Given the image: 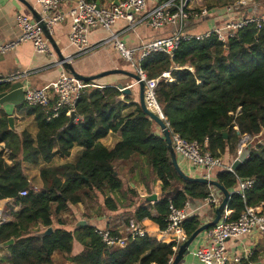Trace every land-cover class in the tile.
Instances as JSON below:
<instances>
[{
  "label": "trees",
  "instance_id": "trees-1",
  "mask_svg": "<svg viewBox=\"0 0 264 264\" xmlns=\"http://www.w3.org/2000/svg\"><path fill=\"white\" fill-rule=\"evenodd\" d=\"M255 1L264 6V0ZM141 68L148 80L158 78L155 99L173 132L196 140L203 150L221 158L229 148L237 156L242 136L253 139L248 157L235 171L216 169L212 179L230 192V220H236L246 206L262 205L264 211V137L255 140L264 135V28L247 25L225 42L213 34L181 41L173 57L153 52ZM164 72H169L172 82L160 77ZM97 80L86 83L98 86L84 88L73 109L77 120L68 126L66 108L50 117L54 101L47 107L27 108L34 117L35 136L10 130L7 116L0 112V143L10 150L11 159L9 163L0 155V200L10 198L14 203L10 218L0 224V244L13 239L0 247V264H170L177 251L175 241L161 233L169 203L181 207L187 200H202L211 193V186L178 175L163 135L138 99L123 94L120 100L122 93L114 85H99ZM126 102L133 109L124 113ZM115 131L122 138L108 149L100 139ZM74 146L83 148L75 162L50 165L55 156H68ZM132 157L144 159L161 183L157 202L139 197L129 186L123 194L122 206L132 209L126 222L134 220L145 236L111 249L95 234V227H67L61 216L71 205L101 196L107 211L119 208L116 193L122 191L123 180L117 163ZM24 163L40 165L37 192L30 190ZM247 178L254 184L241 196L235 190L239 179ZM24 189L27 194L21 196ZM201 224L196 214L183 228L190 236ZM48 227H52L48 235H36ZM76 244L81 249L76 250Z\"/></svg>",
  "mask_w": 264,
  "mask_h": 264
},
{
  "label": "built area",
  "instance_id": "built-area-1",
  "mask_svg": "<svg viewBox=\"0 0 264 264\" xmlns=\"http://www.w3.org/2000/svg\"><path fill=\"white\" fill-rule=\"evenodd\" d=\"M63 0H35L39 7V21L32 17L17 14L15 17L18 34L0 44V54L14 50L20 44L31 43L35 52L43 54L48 58L53 56L52 48L48 40L44 37L39 23H42L51 33L54 26L63 21L65 17L70 19V31L68 42L79 53H82L88 45V33L94 28H102L110 31L111 26L117 20H124L128 29L136 25L134 15L140 13L145 8L146 0H120L118 4L102 6L96 9L95 1L75 0L73 5L65 12H59L58 6ZM253 3V0H239L227 8L229 17L220 26L213 27L207 31L198 33H188L185 31L186 23L190 18L197 19L199 14L187 10L186 0L182 3H176V0L167 1L154 8L142 20L148 21L153 29H160L167 25H173L174 30L168 36L152 38L147 42L126 46L122 43L116 34L109 33L104 44H111L119 53L121 58L127 62L128 66L135 72L140 80L145 82V102L147 107L162 119L165 118L156 102L154 88L157 79L148 80L144 70L141 68L142 61L153 52L165 53L170 57L174 56L181 41L190 39H203L210 35H215L221 42L227 38L233 37L235 32L247 25H254L257 29L264 28V15L256 13L254 7L248 12H241L240 9ZM191 69V68H190ZM162 78L171 82L169 72L161 74ZM87 86H98L95 84H86L73 77L68 72H61L59 76L42 88H32L28 85L23 86V103L28 107L41 106L47 107L50 102L52 105V114L50 117H57L60 110L66 108V114L69 116L74 109L76 100ZM169 131L173 149L179 160L186 161L195 169L201 170L200 177L212 179V174L216 169H225L232 171L231 163L226 164L220 156H214L208 150H203L200 143L196 140H187L180 134L173 132L166 122ZM250 137L244 135L238 144L237 155L248 143ZM10 151L6 149L5 152ZM254 184L251 178L239 179L235 192L244 196ZM30 190L37 192L39 186L30 185ZM27 194V189L20 191V195ZM205 206H217L220 202L214 193H210L204 198ZM194 215L190 208L189 201H185L183 206L176 207L173 203L168 205V214L165 218L166 227L161 233L168 234L175 241L173 249L176 251L181 243L187 238L183 228V223ZM6 221L0 210V224ZM95 234L102 243L108 248H124L130 239L143 237L146 231L142 229L134 220H128V231L126 233L112 231L108 228H94ZM207 242L195 250V255L202 264H239L241 259L252 254V251L246 250L243 255L230 254L227 250L226 242L228 240L238 239L242 236H264V211L263 206H246L236 220H230L228 209L224 212L221 219L211 229L206 231ZM170 258L169 263L172 262Z\"/></svg>",
  "mask_w": 264,
  "mask_h": 264
},
{
  "label": "crops",
  "instance_id": "crops-1",
  "mask_svg": "<svg viewBox=\"0 0 264 264\" xmlns=\"http://www.w3.org/2000/svg\"><path fill=\"white\" fill-rule=\"evenodd\" d=\"M25 1L39 12V7L35 0ZM74 1L75 0H63L59 4L57 11H67L73 5ZM115 1L119 2L120 0H100V4L102 6H110ZM167 1L170 0H146L144 10L134 15L136 25L131 29H128L129 26H127L124 20H117L108 32L102 28L90 30L88 33V45L82 53H79L68 42L70 31V19L68 17H65L63 21L56 24L50 34L61 54L65 58H69L74 69L81 74L91 75L114 68L126 69L129 66L127 62L121 58L118 51L111 44H104L109 33L116 34L118 39L126 46H135L147 42L152 38L170 35L174 30L173 25H167L160 29H153L148 24V21L142 20V18L147 16L154 8ZM183 1L185 0H176V3H182ZM237 1L239 0H186L187 10L199 14V17L196 20L190 18L186 23L185 31L188 33H198L222 25L224 20L230 15L227 13V8ZM257 4L258 3L253 0V3L244 5L240 11L248 12L250 7H254L257 14L264 15V6ZM20 13L32 17L27 6L20 0H0V44L14 38L18 34L19 31L16 26L15 17ZM52 51L53 56L48 58L43 54L35 52L31 43L25 42L10 52L0 54V86L9 77L15 74H23L25 76V85L32 88H42L54 81L61 72H66V69L60 64L53 48ZM98 83L99 85L114 86L117 83H121L125 86H131L134 80L126 75L111 74L100 78ZM129 95L134 101L137 100L138 87L132 86V92ZM120 100H123V94L120 96ZM126 106L127 107L123 110L124 113L130 112L133 109V106H129V102H126ZM27 108L28 106L25 103L16 106L8 105L6 107H0V112L5 113L6 116L10 115L13 117V130L17 134L28 131L32 136H35L37 128L34 117L27 113ZM121 138L122 135L120 131H115L101 138L100 142L108 149H112ZM6 149L8 148L4 143H0V155L5 161L10 163V151L5 152ZM82 150V147L74 146L70 150L68 156H55L50 162V165L55 166L67 162L73 163L81 155ZM234 159H232V161ZM232 161L224 162L230 164ZM178 162L181 169L186 174L195 177L201 175V170L195 169L190 163L179 159ZM39 168V164H23L24 172L30 183L38 186H40L41 181L39 177ZM117 170L123 180L122 191L116 193L117 198L121 201L119 208L116 211H107L103 207L101 196L95 201L86 200L84 204L78 203L76 205H71L61 216L67 227L71 228L73 226H78L77 224L79 221H84L86 222L85 225L108 228L112 231L126 233L128 231V221L126 222V219H128L129 213L132 211V209L122 206V199H124L123 194L126 192L127 186L135 188L139 197L142 198H147L151 194H155L156 200L152 202H157L161 197V183L159 180H156L154 175L150 172L144 159L132 157L128 160L118 162ZM149 189L151 190L149 191ZM210 192L214 193L219 202H221L223 196L218 189L212 187ZM172 193L173 192L167 193V195L171 196ZM126 200L127 202L130 201L129 197H126ZM203 200L204 199L188 200L191 210L194 211V215L197 214L200 217L201 223H205L214 217V210L216 207L213 205L205 206ZM13 206L14 203L10 198L0 200V210L5 219L10 218L9 210ZM14 209L16 210L17 207H14ZM228 214L230 217L231 211L228 210ZM156 232L157 231H152L151 233ZM206 242V232H203L193 241L189 247V253L183 256L179 264H202L196 257L195 250L206 244ZM226 246L230 254L243 255L246 250L252 251V254L242 258L239 264H264V236H242L238 239L228 240ZM75 249L79 250L81 246L76 244Z\"/></svg>",
  "mask_w": 264,
  "mask_h": 264
},
{
  "label": "water",
  "instance_id": "water-1",
  "mask_svg": "<svg viewBox=\"0 0 264 264\" xmlns=\"http://www.w3.org/2000/svg\"><path fill=\"white\" fill-rule=\"evenodd\" d=\"M23 4L27 6L29 11L31 12V16L35 21H39L40 15L35 10L32 5H30L28 2L25 0H20ZM96 4V9H99L100 7V0H95ZM114 4H118V2H114ZM249 10H252L251 8ZM39 26L42 29L44 37L48 40L50 46L53 48L55 51L58 60L60 64L66 69V72L71 74L73 77L76 79L83 81L84 83H88L94 80H97L99 78L111 75V74H122L130 77L131 79L134 80V83L131 86H125L121 83H117L115 87L122 93V94H131L132 92V86H137L138 87V102L139 105L142 109V111L151 119L156 126L159 128L161 134L164 137V140L166 142V146L171 158V162L178 173V175L185 181L189 182H199V183H204L207 184L208 186L214 187L220 191L222 194V200L221 202L215 207L214 210V217L205 222L202 223L188 238L179 245L176 254L174 255L172 262L170 264H179L180 261L182 260L184 255H187L189 253V247L193 243V241L203 232H206L209 230V228L213 227L222 217L224 212L227 209V202L230 197V192H228L222 185H220L216 180L214 179H207L203 177H195V176H190L186 174L180 167L178 158L175 154V151L172 146L171 142V137H170V131L169 128L164 121L158 114L154 113L152 110H150L145 102V82L140 80L139 76L127 69H121V68H114L110 70H105L96 74H91V75H86V74H81L77 72L74 67L72 66L70 59L65 58L58 47L56 46L52 35L50 32L47 30V28L42 24L39 23ZM25 84V76L23 74H15L11 77H9L6 81L2 83L0 86V107H6L8 105H20L23 103V98H24V91H23V86ZM70 119L67 122L66 126L72 124L77 120V115L74 110L70 112ZM7 121H8V126L10 130L14 129V120L12 116H7ZM224 137H226V133H223ZM241 139L238 144H240ZM251 150V143L249 142L240 152V154L237 155V157L232 161L231 167L232 170L235 171L237 167H239L248 157L249 153ZM148 201H155L156 200V195L151 194L146 198ZM86 222L84 221H79L78 226L85 225ZM52 231V227H48L44 230L39 231L36 233L37 236H45L48 235ZM13 243V239H10L8 241H5L0 244V247H6L9 244Z\"/></svg>",
  "mask_w": 264,
  "mask_h": 264
},
{
  "label": "rangeland",
  "instance_id": "rangeland-1",
  "mask_svg": "<svg viewBox=\"0 0 264 264\" xmlns=\"http://www.w3.org/2000/svg\"><path fill=\"white\" fill-rule=\"evenodd\" d=\"M126 69L133 71L132 69H129V68H126ZM97 81H98V80H97ZM97 81H96V82H97ZM93 84H95V83H93ZM263 137H264V135H262V136L260 135V137H259V138H256L255 140L258 139L257 142H260L259 140H261V138H263ZM252 140H253V139H251V137H250L248 143H249V142L251 143ZM238 143H239V142H238ZM248 143H247V144H248ZM247 144H246V145H247ZM237 148H238V144H237ZM233 151H234V149H232V148L227 149L226 154H224V156H222L223 160H224V161H227V162H229L230 160L232 161V159H234V157H233V156H234V155H233Z\"/></svg>",
  "mask_w": 264,
  "mask_h": 264
}]
</instances>
